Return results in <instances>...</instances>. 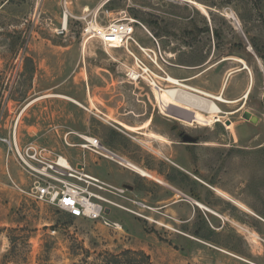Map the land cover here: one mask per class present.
Listing matches in <instances>:
<instances>
[{"label": "rangeland", "instance_id": "rangeland-1", "mask_svg": "<svg viewBox=\"0 0 264 264\" xmlns=\"http://www.w3.org/2000/svg\"><path fill=\"white\" fill-rule=\"evenodd\" d=\"M93 15L100 27L131 20V39L111 49L89 39ZM167 76L234 103L214 101L215 118L198 111L206 127L183 125L154 97L153 82L179 88ZM128 111L131 124L152 116L162 137L152 148L146 134L121 133ZM13 131L19 147L35 140L72 165L86 154L118 179L126 167L82 148V136L120 157L128 145L127 161L166 185L133 172L129 190L111 174L113 189L98 194L120 229L72 218L12 186L10 161L20 188L30 178L0 141V264H264V0H0V139Z\"/></svg>", "mask_w": 264, "mask_h": 264}, {"label": "built area", "instance_id": "built-area-1", "mask_svg": "<svg viewBox=\"0 0 264 264\" xmlns=\"http://www.w3.org/2000/svg\"><path fill=\"white\" fill-rule=\"evenodd\" d=\"M134 32L133 22L112 21L105 27H100L96 16L86 22L84 35L89 39H97L100 44L111 49L113 46H123ZM128 77L138 80L139 75L129 73ZM153 82V81H152ZM155 87H159L153 82ZM82 148L106 160L120 164L122 157L106 148L96 137L82 136ZM7 144V159L12 154L16 163L30 178V189L25 191L9 177L12 186L18 191L27 194L36 201L56 207L76 219L99 221L103 224L120 229L116 223L106 220L107 205H115L100 194L113 187L85 172L80 165L72 166L61 154L42 147L35 142H29L19 147L15 132L12 137L0 139ZM121 165V164H120Z\"/></svg>", "mask_w": 264, "mask_h": 264}, {"label": "bare ground", "instance_id": "bare-ground-1", "mask_svg": "<svg viewBox=\"0 0 264 264\" xmlns=\"http://www.w3.org/2000/svg\"><path fill=\"white\" fill-rule=\"evenodd\" d=\"M66 24H67V12H65L63 15V19H62L63 28L66 27ZM246 68L247 67L245 66L244 69ZM165 81L181 89L175 87L168 89H162V88L157 89L153 84L155 88L154 97L157 100V103L159 104L160 113L165 115L166 117H171L173 119L178 120L183 125L189 126L192 125L193 123H196L201 127H206L208 126V119L205 118L202 114H200V112L210 114L212 115V118H215L214 114L220 113V109L214 101L222 104L234 103L233 101L225 100L221 95H213L207 93L195 87L189 86L170 76H167ZM246 96H247V92L245 93L244 97ZM179 110L181 111V113L185 115L194 114L193 121H191L190 118L188 119L183 117L181 118L180 116L176 115L175 113L176 112L179 113ZM173 111L176 112L174 113ZM151 136L157 140L162 139V137L160 136H155V135H151ZM120 164L126 168L129 167V169H131L133 172L140 175L141 177L155 180L157 183L161 185H166L161 179L154 177L151 173L141 169L140 167H138L137 165L131 162L128 161L125 162L123 159H121ZM193 205L204 211L212 212L209 208H207L198 201L193 200Z\"/></svg>", "mask_w": 264, "mask_h": 264}, {"label": "crops", "instance_id": "crops-1", "mask_svg": "<svg viewBox=\"0 0 264 264\" xmlns=\"http://www.w3.org/2000/svg\"><path fill=\"white\" fill-rule=\"evenodd\" d=\"M113 48H116V47L113 46ZM175 79L185 83L186 81L191 80L192 78H185V79L184 78H175ZM89 92H90V88H89ZM69 100L72 101L74 104L80 105L78 102H76V101H74L72 99H69ZM129 114H133V112L128 111L126 114H123V119H121V123H119L121 125V128H122L121 129V133L124 134L126 136V138H128L131 142H133L135 140V138L133 137V134H138V135H142V136L146 134V136H148L150 139H149V145L147 144L146 145L147 147H145V148L146 149L147 148H152L151 141H154L156 139H154L151 135L152 134L158 135L157 133L152 132V130L150 128L151 127V123L150 122H152V120H153L152 116H149L148 118H146L144 123L138 125V124H135V122H133L134 124L130 123V119L128 118ZM143 124H147V125L144 127ZM124 126L133 128V129H135V131H129ZM29 136H31V138H32L34 135L29 134ZM32 141L36 142L35 140H32ZM27 143H29V142H27ZM26 144H24V145H26ZM125 147L126 148H124V146H121V154L124 155V157L122 156V158L125 159L124 160L125 162H127V159L132 161L131 160L132 153L128 151V149H129L128 145L125 146ZM56 153H58V152H56ZM58 154H60V153H58ZM62 156L65 157V159L69 162L68 158L65 155H62ZM102 163H103L102 161H99L97 159H93V158H91L89 156H86V154L83 155V160L82 161L79 160L74 165H72L71 162H69V164H71L72 166H75V165L83 166L85 172L88 173L89 175H91L93 177H96V178H98V179H100V180H102V181H104L106 183L109 181V183H110L113 180H109L110 179L109 177H110L111 174H113V175L115 174L114 170L108 169L104 173L103 167L101 165ZM138 167H140V166H138ZM125 170H127L130 174H128V175L121 174V179H118V177L115 176L116 174L114 175V181L120 180L122 186L130 184L131 183V179L133 178L132 177L133 171L131 169H128V168H125ZM146 171H150L151 172L152 170L151 169H146ZM10 172H11L12 177L17 179V165L13 161L8 162V164H7V174L12 179V177L10 175ZM111 183H114V182H111ZM29 189H30V184L27 186V190H29Z\"/></svg>", "mask_w": 264, "mask_h": 264}, {"label": "water", "instance_id": "water-1", "mask_svg": "<svg viewBox=\"0 0 264 264\" xmlns=\"http://www.w3.org/2000/svg\"><path fill=\"white\" fill-rule=\"evenodd\" d=\"M242 117H243V119H245V120H247V121H249V122H251V123H253V124H255V123L257 122V118L254 117V116H252L249 112H244V113L242 114ZM226 124L229 125L230 122L227 121ZM182 141H183V143H185V144H194V141H195V140H194L193 138L187 136V135H184V136L182 137ZM124 188H127V189H129V190H132L131 187L128 186V185H124ZM105 213H106V214H109V209H106Z\"/></svg>", "mask_w": 264, "mask_h": 264}, {"label": "trees", "instance_id": "trees-1", "mask_svg": "<svg viewBox=\"0 0 264 264\" xmlns=\"http://www.w3.org/2000/svg\"><path fill=\"white\" fill-rule=\"evenodd\" d=\"M154 36H158L159 37V35H156V33L154 34Z\"/></svg>", "mask_w": 264, "mask_h": 264}]
</instances>
